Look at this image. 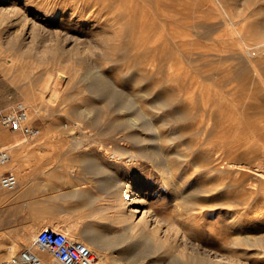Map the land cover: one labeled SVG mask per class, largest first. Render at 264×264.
I'll use <instances>...</instances> for the list:
<instances>
[{"label":"rangeland","instance_id":"1","mask_svg":"<svg viewBox=\"0 0 264 264\" xmlns=\"http://www.w3.org/2000/svg\"><path fill=\"white\" fill-rule=\"evenodd\" d=\"M3 1H0V47L6 53L0 55V98L4 106L26 101L33 122L41 128L38 136L13 149L10 167L23 181L22 189H30L32 194L16 197L20 202L19 213L0 226V239L5 246L19 249L23 246L22 239L27 238L26 246L31 247L32 230L37 226L43 229L45 223L70 222L81 228L90 224L84 222L86 217L75 215L81 208L91 209L82 206L86 199L78 193L99 195L102 207L108 210L113 188L107 189L104 183L118 174L122 178L120 190L132 180L138 182L129 208L138 209L135 221L145 218L158 229V239L170 237L169 241L176 244L185 237L184 241L206 244L213 255L229 264H264V243L256 242L264 239V219L250 221L256 209L264 218V0H181L186 10L183 18L173 21L176 37L165 50L151 44L155 32L151 33L149 27L154 23L159 25V21L153 20L148 11L137 10L134 17L124 11L115 19L111 14L80 18L68 24L63 39L56 41V35L51 32L50 36L46 30L60 31L58 19L49 23L32 9H25L21 0ZM139 18L147 21L144 24ZM139 23L145 27L139 28ZM35 32L47 34L46 40H38ZM167 34L170 36L168 31ZM13 41L25 43L24 49L18 45L10 49ZM53 43L59 44L61 52L56 49V53L67 60L63 63L67 78L61 91V98H66L59 101L40 90L47 83L44 79L47 74H40L49 63L40 62L39 57L54 55ZM16 55L23 57L20 65L10 60ZM89 67L105 72L113 84L122 86L132 98L138 99L146 88L153 98L164 93L173 96L171 105L160 110L152 123L164 136L174 137V143L165 147V153L179 160V172L172 182H181L183 193L177 194L173 188L155 192L144 189L150 179L153 182L157 178L149 162L142 166L141 175L135 177L132 170L125 169L124 161L113 165L114 173L92 168L98 162L102 167L111 165L113 157L97 150V146L118 141L110 136L107 127L126 113H119L112 103L89 90L91 75L87 74L89 79L85 76ZM91 105L99 113V128L93 129L94 137L83 139L82 145L90 142L92 151L81 155L82 149L75 151V142L70 137L55 143L49 138L51 128L58 130L73 119L87 120L75 110ZM139 132L141 136L152 137L149 129ZM15 137L22 136L12 138ZM126 142L130 147L140 146L133 140ZM237 162L252 169L232 164ZM42 180L51 184L36 188L34 184ZM199 185L207 189L200 191L203 199L188 206L184 195L191 194L193 187ZM15 190L1 189L0 193L15 196ZM27 201L38 205L30 208L24 204ZM113 203L109 226L98 222L99 228L118 229L114 220L115 214H119L120 201ZM72 228L75 237L81 239L78 228ZM176 247L149 256L145 253L142 264H152L159 257L175 264H197L191 262V249Z\"/></svg>","mask_w":264,"mask_h":264},{"label":"bare ground","instance_id":"2","mask_svg":"<svg viewBox=\"0 0 264 264\" xmlns=\"http://www.w3.org/2000/svg\"><path fill=\"white\" fill-rule=\"evenodd\" d=\"M6 1L8 0H4L3 3H5ZM21 2L23 3V7L25 9L27 10L32 9L36 15L44 17L45 19H47L49 23H54L56 19L59 20V26H61L60 31L59 29L54 30L55 31L54 34L53 33L54 31H51L50 28L49 31L48 29L46 30L47 33H50V36H51V32L53 35H56V39H55L56 41H60L62 35H65L67 33L68 24L76 23L78 22L77 20H79L80 18H91V17L100 18V17H104V15L111 14L115 19L120 13L124 11L127 12L129 15L133 14L132 17H134V13H136L137 10H142L143 12L148 11L149 13L148 12L146 13L148 14L151 13V17H153V20L157 19L159 21V25L155 23L153 24L154 29L151 26L152 24L150 25L152 28L149 27L152 31L151 33L155 32V37L152 36L150 39L153 42L151 44H154V46H160L159 48H161L162 50H165L166 47H168L169 44L173 42L172 38L175 39L176 36L174 33H176L177 31L174 30L176 24H174L173 21L175 22L176 20L183 18V14L186 10L185 2L181 0H21ZM262 10L264 11V3L262 4ZM142 11H140L139 13L142 14ZM146 18L144 19L142 18L143 21L140 18H139L140 20L139 19L138 20L140 22L142 21V23L145 24V22L147 21ZM150 22L152 21L150 20ZM133 24L135 25L134 21ZM141 24L139 23V28ZM149 24H147V26H149ZM141 27H145V26L141 25ZM167 31L170 33V36L167 34ZM44 35L47 34L41 32L34 33V37L38 38V40L40 38H44ZM67 36H70V34L66 35V37ZM152 38L154 40H152ZM14 41L10 45L11 46L10 49L12 48V46L15 48L19 46L21 50L24 49L25 43L17 44L15 43L16 41L15 42ZM49 45L51 47V44ZM52 45L53 48L55 49L54 55L52 54L51 56V54L50 55L47 54L48 56H46V58L43 55H42L43 57L41 56H40L41 58L39 57L40 62L42 60L43 62L49 63L46 69H44V71L40 74L41 76L44 73L47 74L46 78H44L45 80H47V83L45 86L41 87L40 90L43 95L53 99H57L59 101L60 99L64 100L66 98V97L61 98L62 96L61 91L64 82L66 81L67 78V74L63 64L67 60L64 55H60V53H56L59 50L58 48L59 44L54 45L53 43ZM20 49L18 52H20ZM156 49H158V47ZM169 49H171V47L168 48V50ZM26 51L28 50L26 49ZM154 52L156 51L154 50ZM4 53H6V50L0 47V55L3 56ZM24 54L25 56H28L29 53H24ZM10 60L13 62L14 65H16L15 62H17V64L20 65L21 63L20 61L23 60V57H21L20 55H16L15 57L11 56ZM94 70L96 71V69H93V67H89L86 70L87 72L85 76L88 77L87 76L88 73L91 75L90 76L91 79L88 80L89 82L87 84L89 90L95 93L96 96H99L100 98L106 100L110 104L112 103L114 105V108L119 113H126V114L122 115L120 118L113 121L111 126L107 127V129L111 132L110 133L111 135L110 134L109 135L116 138L118 141L109 144L99 143L100 145L97 146V150L103 151L105 153H109L110 156L113 157V159L110 160L111 165L102 167V164L98 162L94 164L92 168L98 169L99 172L104 171L106 174H109L113 172L112 169L113 165H116L121 161H124L125 169L132 170V175L135 177L141 175L142 173L141 170L144 168L142 166L146 162H149V164L153 168L152 170L154 171V174L157 175V178L153 180V182L152 179H150V182H148L145 186L141 184V186H143L144 189L150 188L155 192L160 188H165V189L173 188L177 194L183 193L182 183L175 181L172 182L175 179V174L179 172V165H178L179 160L178 158L169 157V155L167 156V154L165 153V147L168 146L169 143H174L173 141L174 137L164 136L160 132V129L154 126V124L152 123V119H154L156 116L159 115V112H161L160 110L171 105V102L174 99L173 96L164 93L161 94L160 96L153 98L152 95H150V90L146 88L144 90V94H141V96L138 99L137 98L135 99L134 97L132 98L131 95H129L131 93L128 94L126 90L125 92L122 86L120 87L117 86L116 84H113L111 80L107 78L106 76L107 74L106 75L104 74L105 72L103 73L101 71L102 73H99L98 69H97L98 71L96 72H94ZM113 80L114 79H112V81ZM75 111H77V113L81 117L84 118L86 117L88 121L81 119L80 120L73 119L71 122H68L62 127L59 126L60 128H58V130H56L55 128H51L52 132L48 136L51 140L54 141V143L62 139H65L67 137H70L71 140L75 142V144L73 143L75 151H80L82 149L81 155H86L94 148L91 147V145L89 144L90 142L89 143L87 142L88 144L83 146L82 141L85 138L94 137L93 136L94 133L92 130L99 128V126L97 127L99 113L95 110V107L93 105H91L86 109H76ZM31 119H32V114H31ZM89 126L91 127L89 128ZM143 129H149L152 133V137L147 138L141 136L139 131ZM103 130L106 129L103 128ZM100 134L102 133L100 132ZM70 138H68L67 140H70ZM28 139L29 138L25 139L23 137H15L12 138L11 141L14 145L20 146L23 142H25ZM130 140H133L136 143V146L137 144H140V146L137 147L135 146L130 147V145L128 146V143L126 141H130ZM39 142L41 141H38L37 143ZM93 144H95V141ZM16 156H18V158L20 157L19 152L16 153ZM82 157L85 158V156ZM232 164L233 165L237 164L240 167L252 169V166L243 164L242 162H237ZM19 178L20 176L18 175L19 183H18V187L14 192L15 196L3 192L0 193V197H1L0 226L2 227L6 225V221L13 219L14 216H16L19 213L20 209H18V206L20 202L16 201V197L18 196L26 197L32 194V191L30 189L28 190L27 188L22 189L23 181L21 180V178L20 179ZM121 181L122 178L120 175L113 174L112 176L108 177L104 183V186L107 189L113 188L111 192L113 193L112 198L110 200V203H108L109 204L108 210L102 207L101 197H99V195H90L88 193L80 192V196L81 197L84 196L86 199V201L84 200V204L82 206L83 207L90 206L91 208L89 210L85 209L86 207L84 208L85 210H87V217H88L87 219L88 221H90L89 222L90 224H87L85 227L81 228L80 227L81 225L77 223L71 224L70 222H63L62 224H59L58 222L55 221V222L45 223L43 228L45 227L53 228L57 231H61L70 236L75 237L76 234L73 233L72 226H76V228H78V232L80 231L82 233V236L80 237L81 240L87 243L93 250L96 249L95 251L98 254V259L95 264H127V263L142 264L143 263L142 258H145L146 256H149L154 253H160L161 251L173 250L172 248H175L176 245L191 249L192 252V254H190L191 262L197 264H229L227 263V261L226 262L222 261L223 258H219L217 255H213L211 253L212 249L210 248L211 249L210 250L208 248L209 246H205L206 244L202 245L203 243L199 244L197 242L199 244L198 245L197 243H195L196 241L191 242L188 241L187 239H185L184 241L185 237L183 238L181 237L183 241L180 240L181 241L180 243H177L175 239L174 241L176 242V244L171 240L169 241L170 237H165V239L168 238L167 240H164V238L163 240L158 239L156 235L158 229L155 226H151L145 218L135 221L134 215L136 214V211H138V209L132 210L131 208H129V205L134 201V199H130V198L131 196H134L138 188L137 186L138 182L132 180L127 183L126 187L123 190H120L119 184L121 183ZM56 183L54 185H56ZM50 184L51 182L42 180L40 183L36 182L34 186L36 188H41V187H46ZM193 188L194 189L191 194L186 196L184 195L185 198L184 201L188 204V206L197 204L200 200H202L203 196L199 195L200 191L207 190L206 188L204 189V187L200 185L195 186ZM236 194L239 196L238 193ZM245 194H243V196ZM238 196H236V198L239 200ZM179 197L182 198V196ZM209 198L212 199L213 196ZM118 201H120V206L118 207L119 212L117 211L119 214L118 215L115 214L116 218L114 220L117 222L116 224L118 229H116L115 227L114 231H109L107 229L99 228L98 226H96L98 222L101 223L103 226H109L111 222V216H112L111 212L113 210L112 208L114 207V206L111 207V205L114 204L113 202L118 203ZM32 202L35 204H32L31 201L24 202V204L30 208H33L34 206L38 205L36 204V202L34 201ZM260 212H261L260 210L256 209V211L251 214L250 221L252 222L257 219H261V220L264 219L263 217L259 216ZM40 230L38 229V226L32 230L31 234L34 236V240L31 247H34V241L36 235ZM183 235L186 236V233L185 234L183 233ZM26 241L27 238L22 239L21 244L23 246L24 245L26 246L25 243ZM256 242L258 244H262L264 243V239L260 238ZM174 250L176 251V249ZM145 253L147 254L146 256L143 255ZM110 257L113 259L109 260ZM123 259H127L128 262L123 263L122 262ZM152 264H175V263L170 260L166 261L161 257H159Z\"/></svg>","mask_w":264,"mask_h":264},{"label":"built area","instance_id":"3","mask_svg":"<svg viewBox=\"0 0 264 264\" xmlns=\"http://www.w3.org/2000/svg\"><path fill=\"white\" fill-rule=\"evenodd\" d=\"M40 133L26 101L4 106L0 98V190H14L19 183L17 172L10 167L16 146L12 137L27 139ZM12 247L7 245L8 255L0 259V264H95L98 259L97 252L81 239L49 227L37 233L34 247Z\"/></svg>","mask_w":264,"mask_h":264},{"label":"crops","instance_id":"4","mask_svg":"<svg viewBox=\"0 0 264 264\" xmlns=\"http://www.w3.org/2000/svg\"><path fill=\"white\" fill-rule=\"evenodd\" d=\"M79 195H80V193H78ZM72 214V210H70V215ZM76 216H78V217H86V218H88L87 217V210H85V211H83L82 210V208L79 210V212L78 213H76L75 214ZM88 220L87 219H85V221L84 222H87ZM7 245L5 246V244H4V240H1L0 239V259L1 258H4V255L5 256H7L8 255V251H7Z\"/></svg>","mask_w":264,"mask_h":264}]
</instances>
